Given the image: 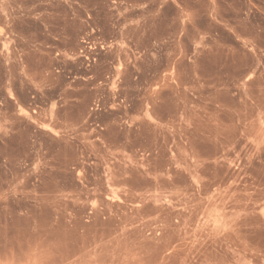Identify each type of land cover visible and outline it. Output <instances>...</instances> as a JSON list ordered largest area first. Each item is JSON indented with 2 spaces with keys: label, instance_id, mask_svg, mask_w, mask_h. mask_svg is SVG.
Returning <instances> with one entry per match:
<instances>
[{
  "label": "rangeland",
  "instance_id": "1",
  "mask_svg": "<svg viewBox=\"0 0 264 264\" xmlns=\"http://www.w3.org/2000/svg\"><path fill=\"white\" fill-rule=\"evenodd\" d=\"M0 264H264V0H0Z\"/></svg>",
  "mask_w": 264,
  "mask_h": 264
}]
</instances>
